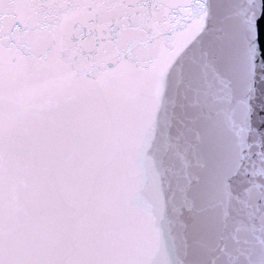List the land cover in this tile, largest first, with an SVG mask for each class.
Listing matches in <instances>:
<instances>
[{"label": "snow or ice", "instance_id": "snow-or-ice-1", "mask_svg": "<svg viewBox=\"0 0 264 264\" xmlns=\"http://www.w3.org/2000/svg\"><path fill=\"white\" fill-rule=\"evenodd\" d=\"M0 264H264V0H0Z\"/></svg>", "mask_w": 264, "mask_h": 264}]
</instances>
